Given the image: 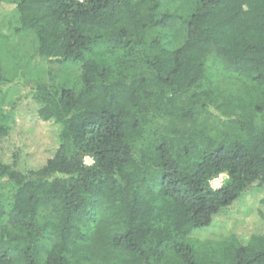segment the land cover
I'll use <instances>...</instances> for the list:
<instances>
[{"label": "trees", "instance_id": "1", "mask_svg": "<svg viewBox=\"0 0 264 264\" xmlns=\"http://www.w3.org/2000/svg\"><path fill=\"white\" fill-rule=\"evenodd\" d=\"M3 5L31 58L80 75L32 79L44 162L0 119V264H264L262 234L195 236L264 188V0Z\"/></svg>", "mask_w": 264, "mask_h": 264}, {"label": "rangeland", "instance_id": "2", "mask_svg": "<svg viewBox=\"0 0 264 264\" xmlns=\"http://www.w3.org/2000/svg\"><path fill=\"white\" fill-rule=\"evenodd\" d=\"M18 27V18L13 8L7 5L0 7V70L6 78L0 81V119L9 121L13 142L21 141V146L26 148L21 150L20 157L34 165L46 160L47 154L43 146H55L56 132L41 127L34 116L36 105L31 100V87L34 85L32 79L42 76L45 71L44 79L49 82L51 76L57 80L76 81L80 69L72 63L58 67L41 64L31 58L35 38L31 33L18 32ZM221 84L216 81L215 85L220 87ZM30 128H33V132H29ZM13 148L12 144L7 148V157L11 156ZM85 162L93 164L89 157L85 158ZM226 178V175H221L213 180L212 187L219 189ZM6 186L5 181L0 182V190ZM234 205L218 215L210 227L196 233L197 239L221 242L230 235H235L242 244H247L254 235H264V188L251 190ZM196 246L201 248V243Z\"/></svg>", "mask_w": 264, "mask_h": 264}]
</instances>
